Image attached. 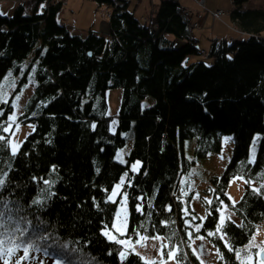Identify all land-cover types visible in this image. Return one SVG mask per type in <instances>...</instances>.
Masks as SVG:
<instances>
[{
  "label": "trees",
  "instance_id": "trees-1",
  "mask_svg": "<svg viewBox=\"0 0 264 264\" xmlns=\"http://www.w3.org/2000/svg\"><path fill=\"white\" fill-rule=\"evenodd\" d=\"M90 1L106 4L110 13L106 31L89 27L84 37L57 21L65 0L19 1L10 15L0 13V79L40 43L33 56L38 62L36 86L20 118L33 123V130L20 145L14 179L4 198L18 201L23 207L20 215L33 224L43 221L41 227L47 225L48 234L76 249L73 264H121V245L102 232L105 225L113 231L115 204L108 195L126 172L127 234L133 241L141 225L147 229L141 234L148 237L175 231L173 243L184 241L188 264H200L188 246L187 232L193 231L224 256L211 264H237L223 241L208 237L207 232L219 222L220 201L240 219L235 223L231 218L226 229L235 248L247 243L264 220V7H245L248 0H231L228 18L245 34L238 38L210 34L205 51L198 47L179 0H159L154 16L142 20L129 9L130 0ZM202 53L210 62L208 58L190 61L189 57ZM112 87L122 89L115 132L109 130L106 115L105 91ZM149 96L154 103L142 108L141 100ZM0 106L3 123L11 106ZM131 127L134 143L122 164L115 153ZM227 134L233 136L232 156L224 173L210 179L206 193L212 204L202 198L206 210L202 221L190 206V196L179 190L180 175L189 168L183 142L194 138L195 155L204 157L218 152ZM255 134H260L257 155L249 163ZM134 159L141 161L136 172L129 165ZM235 175L257 183L261 192L246 184L240 200L232 204L226 189ZM40 177L56 181L50 189L56 196L43 208L31 205L40 189L48 187ZM140 205L143 212L137 211ZM167 220L175 223L164 229L161 222ZM185 220L201 225L200 232L187 227ZM36 255L45 264L58 258ZM125 264L142 262L132 256Z\"/></svg>",
  "mask_w": 264,
  "mask_h": 264
},
{
  "label": "rangeland",
  "instance_id": "rangeland-1",
  "mask_svg": "<svg viewBox=\"0 0 264 264\" xmlns=\"http://www.w3.org/2000/svg\"><path fill=\"white\" fill-rule=\"evenodd\" d=\"M19 1L24 2L25 0ZM19 1L0 0V13L2 15H10L14 7L17 5L16 3H19ZM158 1L159 0H130L129 9L134 13L135 17L142 20L144 18L154 16ZM190 1H192V4L190 5L193 6V8L190 9L191 11L195 12H193V15H191L189 12L188 14H185L184 12L183 13L184 16L190 20L191 33L194 28L203 30L201 32V36L198 35L197 42L198 47H200L201 49H205V51H208V39L211 37L209 31L212 30L214 22L216 24V27H214V32L216 33L229 31L230 33L234 34L236 38L242 36V34H245H240L241 32L233 25V23L228 18V11L231 7V0H187L185 2ZM244 6L264 7V0H248L244 4ZM196 11L204 12L203 14L205 15L203 16L207 21L203 22V17L201 21L199 20L201 24H194L193 18L195 16L194 14H197ZM109 13L110 7H108L106 4L98 5L97 3L90 0H65L62 9L57 15V21L66 25L70 33L84 37L87 34L89 27H91L98 33L101 32V29H104V31H106L107 27L104 28L103 25L107 24H105L104 19L108 18ZM202 23L204 24V26L202 25ZM262 36L264 37V34ZM37 46H40L39 42L36 44L35 48ZM34 49L23 61L19 62L17 66L10 67L0 79V94L6 93L4 99H7V104H10L11 106V110L6 115V120L7 117L11 115L13 111H15L17 114L18 123L20 125L18 131L15 130V126L13 127L15 135H11L10 133L9 138L14 142H18L20 145L25 137L33 130V123H31L30 121L22 122L20 121V118L25 114L26 105L30 97L32 96L36 86V68L38 62L37 59L33 58V56L35 55ZM206 55V53H202L201 55L189 58L190 61L194 59L207 60L208 57ZM208 59L210 62V58ZM5 77H7V79H5ZM17 96H19V100H16ZM105 99L107 103L106 115L108 117L109 130L111 132H115L118 123L117 115L121 106L122 89L118 87L108 88L105 91ZM13 102L15 103V108H13L12 106ZM140 103L141 107L145 108L151 106L154 103V99L150 96L145 97L141 100ZM0 109L3 110V107L0 106ZM113 121H115V123H113ZM123 136L125 139V143L121 147L117 148L115 159L122 164H126L127 157L131 153L134 143L133 127L124 132ZM226 137H230L231 139L226 141ZM259 140L260 134H255L249 147V161L253 158V148L255 149L256 158ZM254 141L255 146L253 144ZM194 146V138L185 139L183 142V154L185 159L189 162V168L187 169V171L183 172L180 175L179 190L182 196H190V206L199 215V217H206L205 205L202 200L204 198L210 199V195L206 193V190H208L210 186V179L214 176L219 177L224 173L226 166L228 165L232 156L234 141L232 134L224 135L222 139V148L218 152H210L204 157H197L195 155ZM118 154L120 156V159H117ZM137 162H139V166L136 170H133V165H136ZM129 165L130 170L132 172H136L141 165V161L138 159H134L129 162ZM125 173L126 172L122 173L119 180L114 183L109 194L112 192L115 185L120 183L122 177H124L126 183L127 176L125 177ZM238 177L241 176L235 175L231 177L226 189L227 196L232 204L233 201L237 203L240 200L246 184H248L251 188H258L257 183H254L252 181H250V183H245L244 177L243 179H238ZM123 187L124 185L120 190L121 192H124ZM114 200L115 202H111L112 204H115V214L112 222V228L113 225H115L117 228H121V225H123V228H121V230L127 232L129 214L128 200L123 207H121L122 196L118 195L114 198ZM223 211L225 215H231L230 213H228L227 208H224ZM231 218L235 223L240 222V219L236 216L231 215ZM195 226L196 225L192 224V227L194 229ZM111 232L114 235L116 234L114 228ZM252 236H255L256 244L264 246V220H262L257 225V228ZM151 242V239H149L147 243ZM248 242L245 243L241 248L247 245ZM200 243L201 241L197 240L192 245V247L198 248V245ZM204 244L207 251L200 257V260H203L204 264H211L213 262H216L218 258L216 249L213 248L207 240L204 241ZM141 251L143 254V252L147 251V249ZM152 252L153 258L156 259L157 257L155 255V250L153 249ZM169 264H171V262H169Z\"/></svg>",
  "mask_w": 264,
  "mask_h": 264
},
{
  "label": "snow or ice",
  "instance_id": "snow-or-ice-1",
  "mask_svg": "<svg viewBox=\"0 0 264 264\" xmlns=\"http://www.w3.org/2000/svg\"><path fill=\"white\" fill-rule=\"evenodd\" d=\"M43 7L44 6L41 5V8ZM5 79H7V77H5ZM5 95L6 93L0 94V103H8V100L4 99ZM16 100H19V96L16 97ZM12 106L15 108L14 102ZM0 116H3L2 109H0ZM113 123H115V121H113ZM14 126L15 130L18 131L20 125L15 111L7 117L5 122L0 123V152L3 153L0 155V264H45V261L36 255L37 253H42L43 256L51 255L58 257L55 259L54 264H73L71 257L72 253L77 251L76 249H69L67 244L59 243L58 237L48 234L47 225L43 228L41 227L44 223L43 221H38L36 224H33L32 220L28 219L26 216L20 215L23 211V207L19 202L6 200L3 196L4 191L12 184L14 178L11 174L16 171L14 165L17 156L20 154V144L12 141L5 135L9 133L15 135L13 131ZM229 139L231 138H225L226 141ZM253 144L255 146V141ZM4 155L8 156L7 162L4 160ZM117 159H120L119 154ZM254 161L255 149L253 148V158L249 163H253ZM138 166L139 162L133 165V170H136ZM52 172H56L55 166H53ZM126 176L127 173H125V177ZM261 178H264V173L261 174ZM31 179L35 181L38 178L34 176ZM238 179H243V176L238 177ZM39 180L43 185L48 187L40 189L38 198L30 199L32 206L43 208L52 197L56 196L55 192L50 191L56 181L43 177H40ZM124 183L125 180L124 177H122L120 183L116 184L112 192L108 195L109 202H115L114 198L119 195L122 196L121 207L124 206L128 199L127 193L120 191ZM245 183H248V181L245 180ZM261 190V188L253 189V191L257 193H260ZM140 199L143 200L144 198L141 197ZM205 203L211 205L212 200L205 198ZM220 203L222 208L219 210V222L214 231L207 232V236H218L219 240L223 241L228 251L234 253L237 264H264V246L256 244L255 236H252L248 244L243 248H235L234 245L230 243V238H227L226 229L228 222H231V215H229L227 219L225 218L223 209L227 208V205H224L223 201H220ZM234 203L235 201H233V204ZM13 205H15V207ZM168 210L171 211V208L169 207ZM137 211L143 212V205L138 206ZM184 211L187 213L188 209L186 208ZM147 215L150 218L151 213ZM205 218L206 217H200L199 219L203 220ZM192 219H196V217H192ZM174 223V220L163 221L161 222V227L169 229ZM185 224L189 228L192 227L191 220H185ZM153 227L155 228V225H153ZM113 228L116 232L115 235L108 230L107 225H105V230L102 232V235L110 241H114L121 245V249L118 252V258L121 264H125L132 256H136L142 264H169V262H171V264H188V254L183 251L182 247L184 241L181 240L179 244L173 243L177 236V232L175 231H172L169 235L157 234L149 238L147 235L141 234L147 231V229L141 225V231L134 233L138 238L133 241L126 231L121 230L123 225H121V228H117L113 225ZM200 230L201 225H196L194 230L195 233H199ZM187 236L190 242L188 246L191 248L192 254L195 255L197 259H200L207 251L204 244L206 237L204 235H194L193 231H188ZM149 239H151V243H147ZM197 240L201 241L198 248L192 247ZM144 249H147V251H144L142 254L141 250ZM153 249L155 250L156 259L153 258ZM216 254L221 260H224V256L220 253L219 248H216ZM200 264H204V261L200 260Z\"/></svg>",
  "mask_w": 264,
  "mask_h": 264
},
{
  "label": "crops",
  "instance_id": "crops-1",
  "mask_svg": "<svg viewBox=\"0 0 264 264\" xmlns=\"http://www.w3.org/2000/svg\"><path fill=\"white\" fill-rule=\"evenodd\" d=\"M181 3H182V5H183V7L185 8V9H187L188 11H190V12H195V11H191V9L193 8V6H191L190 4H192V1H190V2H185V1H187V0H179ZM69 2V1H68ZM189 3V4H188ZM191 8V9H190ZM197 12V14L195 13L194 15V18H193V21H194V24H201V20H202V18L204 17L203 15H205V14H203L204 12H199V11H196ZM107 19L108 18H105L104 19V22H105V24L107 23ZM200 20V21H199ZM207 20L205 19V17L203 18V22H206ZM202 25L204 26V24L202 23ZM216 24H215V22H214V26H213V28L214 27H216L215 26ZM103 27L105 28L106 27V25H103ZM212 28V30L211 31H209L210 33L209 34H215V35H220V36H222V35H224V36H226V37H230V38H234L235 37V35L234 34H232V33H230L229 31L228 32H226V31H224V32H214V30H215V28L213 29ZM203 30L201 29H197V28H194V30L192 31V33H193V35L195 36V37H197L198 38V35H200L201 36V32H202ZM101 32H104V29H101Z\"/></svg>",
  "mask_w": 264,
  "mask_h": 264
},
{
  "label": "built area",
  "instance_id": "built-area-1",
  "mask_svg": "<svg viewBox=\"0 0 264 264\" xmlns=\"http://www.w3.org/2000/svg\"><path fill=\"white\" fill-rule=\"evenodd\" d=\"M183 12L185 13V14H188V10H186V9H183ZM149 23H152V21H150Z\"/></svg>",
  "mask_w": 264,
  "mask_h": 264
}]
</instances>
